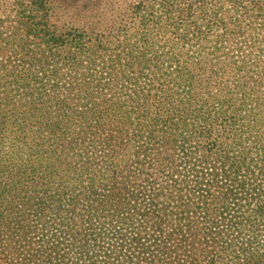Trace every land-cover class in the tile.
<instances>
[{"label": "trees", "instance_id": "trees-1", "mask_svg": "<svg viewBox=\"0 0 264 264\" xmlns=\"http://www.w3.org/2000/svg\"><path fill=\"white\" fill-rule=\"evenodd\" d=\"M24 1L0 264H264V0H112L86 27Z\"/></svg>", "mask_w": 264, "mask_h": 264}, {"label": "rangeland", "instance_id": "rangeland-1", "mask_svg": "<svg viewBox=\"0 0 264 264\" xmlns=\"http://www.w3.org/2000/svg\"><path fill=\"white\" fill-rule=\"evenodd\" d=\"M11 1L0 0V33L2 36L12 39L11 42L14 39L39 41L38 37L32 34L28 35L23 23L17 22L15 17L7 20L6 14L11 9ZM18 2L25 4L24 0H18ZM52 3L54 4L53 9L52 7L48 8L50 11L53 10L49 25L64 26L70 21L76 26H93L98 24L101 18L109 23L115 14L114 8L111 7L112 0H52ZM4 54L5 52H1L0 56H4Z\"/></svg>", "mask_w": 264, "mask_h": 264}]
</instances>
